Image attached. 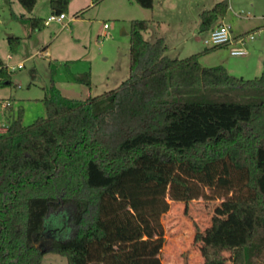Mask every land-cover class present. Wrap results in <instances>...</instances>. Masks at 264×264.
<instances>
[{"label": "trees", "instance_id": "1", "mask_svg": "<svg viewBox=\"0 0 264 264\" xmlns=\"http://www.w3.org/2000/svg\"><path fill=\"white\" fill-rule=\"evenodd\" d=\"M17 1L30 13L37 0ZM70 1L48 0L51 14L65 13ZM227 11V0L203 10L199 32ZM44 20L29 17L31 29ZM150 24L131 20L128 74L116 88L69 98L51 80L45 116L23 124L8 112L0 264H41L47 252L68 264H163L169 201L199 198L234 203L242 235L229 247L231 264H264V68L243 78L202 66L199 52L171 57L164 37L144 38ZM7 41L15 50L18 37ZM73 79L90 84L88 72ZM9 83L0 58V86ZM56 213L66 216L61 225Z\"/></svg>", "mask_w": 264, "mask_h": 264}, {"label": "rangeland", "instance_id": "2", "mask_svg": "<svg viewBox=\"0 0 264 264\" xmlns=\"http://www.w3.org/2000/svg\"><path fill=\"white\" fill-rule=\"evenodd\" d=\"M160 1L163 0H154V6L147 9L135 3L130 5L129 0H71L64 13L66 17L60 22L51 21L40 29H31L29 17L46 19L51 14L48 0H37L30 13L17 0H0V57L11 71V83L0 86V125H6L10 110L15 116L20 115L23 124L45 116L41 99L49 93L51 80L69 98L86 99L116 88L128 74L134 18L153 19L143 33L145 39L151 40L157 31L172 34L177 21L184 26L187 19L194 18L198 5L208 9L218 0ZM227 3L228 11L221 21L229 25L232 34L249 29L264 15L263 0H227ZM76 12L79 13L76 15ZM157 21L160 24L156 27ZM8 36L18 37L15 50L10 49ZM207 36L208 32L199 33L197 41L188 37L176 49L169 47L167 54L183 58L196 50L202 51L207 47L203 42ZM245 48L264 56V31ZM8 54L11 58H7ZM232 57L229 50L219 48L205 53L199 62L202 66H215L220 65L221 58ZM19 62L22 68L11 69ZM261 66L255 74L249 71L244 76L233 75L253 78L261 73L264 60ZM86 72L90 74L89 85L74 81V76ZM5 102L10 104L3 107ZM169 203V210L161 217L166 239L161 252L163 264H204L206 261L231 264L229 247L242 235L232 201L199 198ZM63 219H66L64 214L56 213V225H61ZM41 264L68 262L64 255L47 252Z\"/></svg>", "mask_w": 264, "mask_h": 264}, {"label": "crops", "instance_id": "3", "mask_svg": "<svg viewBox=\"0 0 264 264\" xmlns=\"http://www.w3.org/2000/svg\"><path fill=\"white\" fill-rule=\"evenodd\" d=\"M218 1H220V0H218ZM218 1H216V2H218ZM164 2H165V0H163L162 2L160 1V3H164ZM129 3H130V5H133L135 2L133 0H131V1L129 0ZM69 5H70V3H69ZM153 6H154V3H153ZM205 9H207V8H205V6L201 7V6L198 5L197 8L194 10V15H193L194 18L187 19L184 26H183V24L180 25L179 21H177L176 24H175L176 27L173 29V33L172 34H168L167 32H158L157 31L155 34H153L154 35L153 38L157 37V36L164 37V39H165V41H166V43L168 45V48L170 47L171 49H176L177 48L176 46H178L180 41H182L184 43L187 42L188 41V37H191L195 41H197L198 40V34L200 33L199 29H198L199 21H200L199 15ZM82 12H83V10L80 13H82ZM78 13L79 12H76L75 14L77 15ZM65 17L66 16L64 14V18ZM257 18L259 19V17H257ZM134 19H136V18H134ZM151 20H153V19H151ZM260 20H262V21L260 22ZM260 20H258L259 22H255L247 30H239L236 34H232L231 33V35H233V37L240 36V35H245V34H249V33H254V38H252V39L246 38L245 43L242 45V47L246 51L245 54L233 55V54L230 53V49L232 47L241 46L239 44H232V45H228V46H221V47H218V48H215V49H210V50H217L219 48H226L227 50H229V54L231 56H234V57H232L231 59H228V60H225V59H222V58L219 60L220 61V65L225 66L229 73H231V74L240 73L241 76H244L249 71H251L252 73L255 74V73H258V71L261 70V67H262L261 66V62L264 60V56H261L259 53H256L255 50L250 53V52H248L247 48H245V46L247 45L248 42L256 39V37H259L260 33H262L264 31V15H262L260 17ZM220 22H223V21L219 20L216 24H218ZM104 24H106V23H104ZM159 24H160L159 21H157L155 23V26L157 27V26H159ZM233 33H234V31H233ZM174 39L176 40V43L174 42ZM206 48H208V47H205L202 51L201 50H196V52H194V53H197V52L201 53L200 54V57H201L205 53H208L210 51V50L205 51ZM218 56L219 55H216V58ZM200 57H199V59H200ZM3 62L5 63L4 60H3Z\"/></svg>", "mask_w": 264, "mask_h": 264}, {"label": "built area", "instance_id": "4", "mask_svg": "<svg viewBox=\"0 0 264 264\" xmlns=\"http://www.w3.org/2000/svg\"><path fill=\"white\" fill-rule=\"evenodd\" d=\"M64 18V13L61 14H50L45 20L44 24L47 25L51 21H58L60 22ZM104 27H106V24H104ZM246 38L252 39L254 38V33H249L245 35H240L233 37L230 32L229 25H225L224 23L220 22L216 25H214L209 31L208 36L204 38V44L208 47H215V46H228L232 44H239L241 46L232 47L230 49V53L233 55H242L245 54L246 51L242 47V45L245 43ZM44 54H47V51H44ZM7 58H11L10 55H7ZM6 65V64H5ZM8 68V65H6ZM23 64L22 62L17 63L16 65H12L11 69L16 68H22ZM10 103L5 102L3 104V107L8 106ZM6 130V125L1 124L0 125V132H4Z\"/></svg>", "mask_w": 264, "mask_h": 264}]
</instances>
